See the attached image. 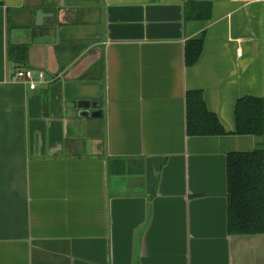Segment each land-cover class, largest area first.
<instances>
[{"label":"crops","instance_id":"crops-1","mask_svg":"<svg viewBox=\"0 0 264 264\" xmlns=\"http://www.w3.org/2000/svg\"><path fill=\"white\" fill-rule=\"evenodd\" d=\"M191 90L226 134L187 135ZM245 95L264 101V0H0V264H264V233L227 231Z\"/></svg>","mask_w":264,"mask_h":264},{"label":"trees","instance_id":"trees-1","mask_svg":"<svg viewBox=\"0 0 264 264\" xmlns=\"http://www.w3.org/2000/svg\"><path fill=\"white\" fill-rule=\"evenodd\" d=\"M203 46V37L186 43V64L193 65ZM8 58L24 64L26 48L9 46ZM19 65V66H22ZM232 133L252 135L251 151H231L226 155L227 231L229 234L264 233V101L245 95L234 108ZM186 133L190 136L223 135L226 131L217 115L208 110L201 90L186 94Z\"/></svg>","mask_w":264,"mask_h":264},{"label":"built area","instance_id":"built-area-1","mask_svg":"<svg viewBox=\"0 0 264 264\" xmlns=\"http://www.w3.org/2000/svg\"><path fill=\"white\" fill-rule=\"evenodd\" d=\"M240 49H237V55H240ZM13 79L23 82L31 90L45 83V73L43 70L27 66H17L13 72Z\"/></svg>","mask_w":264,"mask_h":264},{"label":"water","instance_id":"water-1","mask_svg":"<svg viewBox=\"0 0 264 264\" xmlns=\"http://www.w3.org/2000/svg\"><path fill=\"white\" fill-rule=\"evenodd\" d=\"M41 14L40 11H38V15ZM98 103L95 102H89L86 100H82V101H77L75 103H72V105H74L79 111L78 114L82 115V116H92V117H99L101 116L102 112L100 109H94L93 111H89V109L92 108H96ZM71 105V107L73 108V106Z\"/></svg>","mask_w":264,"mask_h":264}]
</instances>
